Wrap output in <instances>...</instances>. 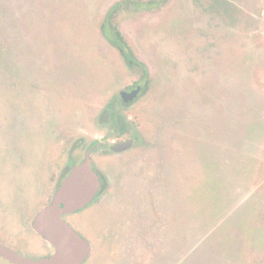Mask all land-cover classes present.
<instances>
[{
	"label": "rangeland",
	"instance_id": "374dc122",
	"mask_svg": "<svg viewBox=\"0 0 264 264\" xmlns=\"http://www.w3.org/2000/svg\"><path fill=\"white\" fill-rule=\"evenodd\" d=\"M109 12L143 68L107 40ZM110 103L143 139L94 161L109 188L65 220L91 247L82 264H264V0H0V168L27 154L3 150L29 146L17 114L33 145L77 125L91 141L110 138ZM29 157V190V166L0 176V243L34 260L52 248L33 218L64 173Z\"/></svg>",
	"mask_w": 264,
	"mask_h": 264
},
{
	"label": "flooded vegetation",
	"instance_id": "af4514ba",
	"mask_svg": "<svg viewBox=\"0 0 264 264\" xmlns=\"http://www.w3.org/2000/svg\"><path fill=\"white\" fill-rule=\"evenodd\" d=\"M135 87H139V86H135ZM119 101L121 102V104L123 106L130 103V101L128 103L125 102L123 100V98L121 97V95L119 96ZM114 108H115V106L110 103L104 108V111H102V113H101L102 114L101 116H103V118L107 119L106 122H104V123L102 122L103 123V124H101L102 125L101 127H103L102 129H105L109 132L110 138L115 137V141H113L112 143L108 141L110 139L108 137H106L107 139H103V138L99 139L98 137H93L91 141H86L87 138L84 136L82 126L77 125L76 128H78V129L76 130V128H75V135L69 136L68 130L64 134H62V129L57 130V131L53 130V133H52L53 134L52 136H54L53 141L49 140L50 136H45V137H47V140H48L47 146L33 145L30 142L31 139L34 138L33 137L34 135H32L33 130L35 131V129L32 128V126L37 129V128H39L38 125L35 124V122H33V123H30V126L28 128V126H27L28 124H24L20 120L21 115L17 114L18 118H16V120L13 121V124L15 122H17V125H13V126H16V128H15L16 132H18V133L21 132L22 135H29L30 134L29 136H21L22 137L21 139L23 141H25L27 139L26 137H28V140H29L28 145L29 146L18 142V139H13V140L6 141V142L4 140H2L3 141V150L6 151V153L9 151H11L13 153V151L16 150L15 147L16 148L18 147V148H22L24 151H27V154L22 155L24 158V160H22V163L20 164V165H22V168H16L19 165V163H18V165H15L14 161H12L11 159H6V157H5L6 154L4 153L5 154L4 155V163L0 168V176L4 177V174H9V173L15 172L17 170H19V172H21V173H25V171L27 170V166H29V167H31V171L28 173V177H32L31 179H29L30 181L27 183V187H26L27 190H29L32 183L35 182V179H34L35 170H38V168L35 167L34 162L30 159L29 153L31 154V157H43L44 158L43 164H45L47 162L48 166H49V164L51 165L48 169L49 173L51 172L52 174H54V176H59V175L61 176L64 173L63 178L61 180H56V181H54V183H53V180H48L49 188L54 189L52 196L48 201V205H50L52 203V200H53L55 193L58 191L62 182L64 181V179L67 176V174H66L67 168L70 167V171H71V169L74 166L80 164L87 157H89L91 159L93 169L97 172L99 179H100V189L98 192L104 193L109 188V180H108V178H106V175L104 176L102 173H100L99 169L96 168L94 161L96 159H98L100 161H105V162H112V161L114 162L113 159H114V155H116L115 153H118L120 151L121 152L127 151L128 149L135 147V146L137 147L138 139H141V138L143 139V137L137 138L135 136L129 137V138L124 137L127 134V125L125 123V120H123V118L118 116V114L116 113V109H114ZM31 111L29 113H31ZM34 113L35 112H33L31 114L27 113V116L29 118H34V115H33ZM23 115L24 114H22V116ZM42 116H43V113H42ZM97 116H98V114H97ZM99 123L97 125H95L96 130H99V128H100ZM12 130H13V128H12ZM15 130H13V131H15ZM128 141H131V144L129 147L125 148V145ZM69 149L73 151L71 153L72 157H73V155L74 156H80L79 163H75L74 161H72L71 165H67V152L69 151ZM25 158H28V161H26ZM43 167H44V165H43ZM1 172H3V173H1ZM51 183H53V185ZM40 184L45 185L44 183H40ZM47 206H45V207H47ZM43 209H44V207L42 209H40V211ZM40 211L35 215V217L40 213ZM70 215H72V214H70ZM70 215H65L64 220L68 219V216H70ZM35 217L33 218L32 224L34 222ZM0 236H1V234H0ZM0 244H2V243H0ZM2 245L6 246L5 244H2ZM6 247H8V246H6ZM8 248H10V247H8ZM51 248H52V251L50 250L51 253L48 256H50L53 253V247H51ZM11 250H13V249H11ZM17 254H19V253H17ZM19 255H21V254H19ZM48 256H46V257H48ZM40 258H44V257H40Z\"/></svg>",
	"mask_w": 264,
	"mask_h": 264
},
{
	"label": "water",
	"instance_id": "95a60500",
	"mask_svg": "<svg viewBox=\"0 0 264 264\" xmlns=\"http://www.w3.org/2000/svg\"><path fill=\"white\" fill-rule=\"evenodd\" d=\"M139 87H133L121 94L125 102L134 99ZM128 141L125 148L129 147ZM100 179L87 157L74 166L55 193L52 203L35 217L34 231L53 247V253L44 258L29 259L0 244V257L11 264H82L91 254V247L64 220L87 207L97 196Z\"/></svg>",
	"mask_w": 264,
	"mask_h": 264
},
{
	"label": "trees",
	"instance_id": "16d2710c",
	"mask_svg": "<svg viewBox=\"0 0 264 264\" xmlns=\"http://www.w3.org/2000/svg\"><path fill=\"white\" fill-rule=\"evenodd\" d=\"M166 0H163V2H165ZM106 21L108 23V26L110 27L108 29V33L109 35H107V40L109 41V43L113 46L115 45H120L119 47V50H120V53L126 63V65L132 69L133 67L137 66V67H142L143 68V65L136 59L133 57V54L131 53H128V52H125L122 48V45H123V39H122V35L121 33L119 32L118 29H116L113 25H112V19H111V15H110V12L107 14V17H106ZM147 72L145 71V74Z\"/></svg>",
	"mask_w": 264,
	"mask_h": 264
},
{
	"label": "crops",
	"instance_id": "0c3cea01",
	"mask_svg": "<svg viewBox=\"0 0 264 264\" xmlns=\"http://www.w3.org/2000/svg\"><path fill=\"white\" fill-rule=\"evenodd\" d=\"M91 253H92V250H91ZM90 255H91V254H90ZM90 255H89V256H90Z\"/></svg>",
	"mask_w": 264,
	"mask_h": 264
}]
</instances>
